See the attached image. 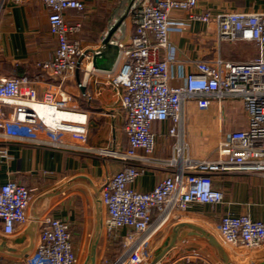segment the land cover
I'll list each match as a JSON object with an SVG mask.
<instances>
[{"label": "built area", "instance_id": "obj_1", "mask_svg": "<svg viewBox=\"0 0 264 264\" xmlns=\"http://www.w3.org/2000/svg\"><path fill=\"white\" fill-rule=\"evenodd\" d=\"M42 1L51 10L49 25L57 47L52 58L37 65L63 80L81 67V58L91 59L77 37L82 22L71 23L66 17L69 9L84 12L86 4L83 0ZM198 2L141 0L132 11L133 34L119 42L120 66L112 79L121 88L128 145L123 150L99 148L101 154L123 162L98 188L106 209L102 231L116 245H121L112 264H148L153 257L148 243L153 230L166 220L181 219L194 203L220 204L224 193L214 185V173L239 171L264 175V12L233 11L214 16L209 11L195 13ZM173 9L188 11L190 20L209 22L214 16L221 39L252 42L256 54L246 61L221 56L199 60L196 71L189 73L178 65V76L184 78V83L172 85L178 50L170 36L185 24L171 18ZM227 98L243 102L247 126L220 139L215 157L193 159L184 154V147L168 159L154 155L155 121H173L169 133L177 135L183 146L186 103L194 100L198 107L206 109L214 100L221 104ZM37 102L55 112L77 114L79 118L66 120L64 124L49 123L38 114L34 106ZM0 105L12 107L9 117L0 118V128L6 136L52 147L66 146L69 134L81 139L86 136L85 115L70 109L54 92L47 91L41 99L37 98L28 75L0 78ZM8 156L7 145L0 144V163ZM165 164L174 170L153 189L140 191L132 186L146 167ZM31 199V188L21 182L9 180L0 185L3 234L15 235L26 228L31 221L28 211ZM38 223L31 255L15 258V262L8 264H78L70 224L50 216L39 217ZM217 227L224 242L232 246L254 249L264 244L263 219L227 212Z\"/></svg>", "mask_w": 264, "mask_h": 264}, {"label": "crops", "instance_id": "obj_2", "mask_svg": "<svg viewBox=\"0 0 264 264\" xmlns=\"http://www.w3.org/2000/svg\"><path fill=\"white\" fill-rule=\"evenodd\" d=\"M83 1L86 4L84 12L69 9L66 17L71 23L82 22L83 27L77 37L90 53L91 59L81 58V67L62 80L37 65L52 58L56 52L57 39L49 25L50 8L42 0H0V78L28 75L37 98L41 99L47 91L54 92L66 101L70 109L86 117L85 138L69 134L67 145L62 147L6 136L0 128V144L7 145L9 149L8 158L0 163V185L16 180L31 188L30 218L34 215L50 216L67 221L76 251H80L83 244L88 242L90 233L94 237L96 235V189L123 164L119 159L101 154L99 148L123 150L128 145L121 88L114 84L112 75L120 66L117 44L128 40L134 32L131 5L138 0ZM193 11H209L214 16L233 11L264 12V0H199ZM170 16L175 21L185 23L182 29L174 30L170 36L178 50L173 67L176 77L170 81L172 85L184 83V78L178 76V65L185 73H189L196 71V62L199 60H212L221 56L228 60L246 61L257 52L252 42L221 39L214 16L209 22L190 20L189 12L182 9H173ZM252 46L255 50L251 49ZM94 58L99 68L92 66ZM111 66L112 69H105ZM11 112L12 107L0 105V118L9 117ZM173 125L171 120L153 123L156 134L154 155L168 159L178 155L184 147V154L201 160L215 157L220 139L228 136L232 130L246 127L247 115L239 99L227 98L221 104L214 100L206 109L198 107L194 100H189L184 108L183 146L177 135L169 133ZM213 152L214 155L211 154ZM173 170L174 167L166 164L148 166L132 186L140 191L151 190ZM213 180L214 185L224 193L223 201L216 206L194 203L191 211L181 219H169L158 226L148 239L149 244L152 239L149 246L153 256L170 240L173 228L181 222L195 223L215 233L221 216L227 212L249 214L264 220L263 174L219 172L214 173ZM65 183H69V187L64 192L45 196ZM102 216H106L104 206ZM2 228L0 221V232ZM190 230L189 227L180 230L181 238L157 264L166 263L169 259L181 260L183 257L192 261L198 258L202 261L222 259L209 239L202 235H187ZM215 236L224 243L221 235ZM25 245L24 242L17 247ZM242 249L245 248L234 246L228 251L233 262L250 258L244 256L246 252H242ZM256 254L260 259L253 264H264V249H259ZM7 257V254L0 252V261L15 262L11 259L13 257ZM182 261L180 264H183Z\"/></svg>", "mask_w": 264, "mask_h": 264}, {"label": "water", "instance_id": "obj_3", "mask_svg": "<svg viewBox=\"0 0 264 264\" xmlns=\"http://www.w3.org/2000/svg\"><path fill=\"white\" fill-rule=\"evenodd\" d=\"M139 1L140 0L136 1V3L131 5V10H133L137 6ZM119 54H120V47L118 43L117 58L119 57ZM93 66L95 68L100 67L97 64L95 58H94ZM112 68L113 66L105 69H112ZM68 187H69V183H65L55 188L52 192L47 193L45 196H53L56 194H60L64 192ZM96 191H97V196L95 202L98 211V226L96 230V235L90 247L89 256L87 257L85 264H96L97 246L103 230V216H102L103 206L99 194V189L97 188ZM38 218L39 216L37 215L32 216L30 223L26 226L24 230H22L18 234L8 236L0 232V252L16 258H26L30 256L36 245L37 232L39 226ZM184 227L191 228L190 232H187V235H202L205 236L207 239H209L212 242V244L217 248L225 264H232L228 251L223 246V244L217 239V237L210 231L203 228L202 226L191 222L178 223L172 230V235L170 240L166 242V244L160 249V251L152 257L151 261L148 264H157L160 261V259L176 244L177 239L181 238L180 230ZM24 242L26 243L24 247L22 248L17 247L18 244ZM8 243H11V245H8Z\"/></svg>", "mask_w": 264, "mask_h": 264}, {"label": "rangeland", "instance_id": "obj_4", "mask_svg": "<svg viewBox=\"0 0 264 264\" xmlns=\"http://www.w3.org/2000/svg\"><path fill=\"white\" fill-rule=\"evenodd\" d=\"M251 49L255 50L253 46ZM216 150H217V148H216ZM216 150H215V154H216ZM211 154L214 155V152ZM209 230H211V229H209ZM210 232L214 233L212 230ZM215 233H214L215 235L220 236L219 231H216ZM93 237L94 236L90 233L88 236V239H89L88 242L83 244L82 249L80 251H77L78 259H79L78 264H85L87 257L89 256V253H90V245H91L92 239L94 240ZM149 242H150V244H152V239H150ZM223 242H224V240H223ZM223 244H224L225 248L227 249V251H231L232 247H234V246H232L226 242H224ZM259 249H264V244L257 247V248H254V249H248V248H245L244 250L242 249V252H246V254L244 256L245 257L250 256V258L245 259L241 262H233L231 259V263L232 264H253V262H257L260 259V256H258L256 254ZM120 251H121V245H116L114 242H112L111 238L106 233V231L105 230L102 231L101 237H100V240H99V243L97 246L96 264H112V263H114L115 260L117 259L118 255H119ZM3 254H5V253H3ZM7 256H8L7 258H9L10 255L7 254ZM10 257H13V256H10ZM15 258L16 257H13L11 259L16 261ZM182 260H185V262ZM206 260L207 261H202L201 258H198L197 260L192 261V259H187V258L185 259L183 257V259H181V260L178 258L169 259V260H167L166 263L163 262L161 264H180V261H182L183 264H225L224 260L221 258H213L210 261H208V259H206ZM0 264H8V261L7 262L5 261V263L3 261H0Z\"/></svg>", "mask_w": 264, "mask_h": 264}, {"label": "bare ground", "instance_id": "obj_5", "mask_svg": "<svg viewBox=\"0 0 264 264\" xmlns=\"http://www.w3.org/2000/svg\"><path fill=\"white\" fill-rule=\"evenodd\" d=\"M34 106L38 114L42 116L49 123L61 122L62 124H64L63 122L66 120H72L74 118H77V119L79 118V115L77 114H71V113H67L64 111L55 112L50 106L45 105L40 102H37Z\"/></svg>", "mask_w": 264, "mask_h": 264}]
</instances>
